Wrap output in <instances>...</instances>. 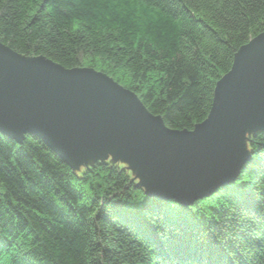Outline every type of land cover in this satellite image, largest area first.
<instances>
[{"label": "trees", "instance_id": "obj_1", "mask_svg": "<svg viewBox=\"0 0 264 264\" xmlns=\"http://www.w3.org/2000/svg\"><path fill=\"white\" fill-rule=\"evenodd\" d=\"M263 32L264 0H0L1 43L102 72L181 131ZM248 149L235 182L185 207L117 163L74 170L0 133V264H264V132Z\"/></svg>", "mask_w": 264, "mask_h": 264}, {"label": "water", "instance_id": "obj_2", "mask_svg": "<svg viewBox=\"0 0 264 264\" xmlns=\"http://www.w3.org/2000/svg\"><path fill=\"white\" fill-rule=\"evenodd\" d=\"M258 132L264 32L240 48L217 82L208 118L182 131L102 72L27 58L0 42V133L18 143L35 136L74 170L117 163L151 197L187 207L235 182Z\"/></svg>", "mask_w": 264, "mask_h": 264}]
</instances>
